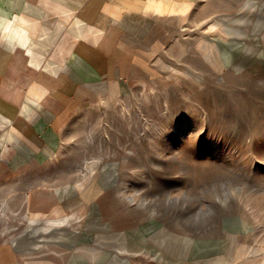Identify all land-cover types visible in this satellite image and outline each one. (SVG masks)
Instances as JSON below:
<instances>
[{
	"label": "rangeland",
	"instance_id": "1",
	"mask_svg": "<svg viewBox=\"0 0 264 264\" xmlns=\"http://www.w3.org/2000/svg\"><path fill=\"white\" fill-rule=\"evenodd\" d=\"M244 1L204 0L189 19L180 11L158 25L161 42L117 96L82 106L58 153L30 164L60 188L67 215L11 211L0 242L21 255L34 250L25 236L53 226L60 238L45 240L61 253L48 246L34 258L264 264V0ZM210 40L231 46L230 63L205 56ZM14 138L9 146L30 152ZM170 234L179 246L166 242ZM199 243L216 250L198 255ZM90 245L97 256L83 249Z\"/></svg>",
	"mask_w": 264,
	"mask_h": 264
},
{
	"label": "crops",
	"instance_id": "2",
	"mask_svg": "<svg viewBox=\"0 0 264 264\" xmlns=\"http://www.w3.org/2000/svg\"><path fill=\"white\" fill-rule=\"evenodd\" d=\"M203 2L0 0V220L24 207L36 217L67 215L60 188L30 164L58 153L82 106L117 96L161 42L158 25L180 11L189 19ZM11 138L30 152L9 146ZM19 261L14 245L0 242V264Z\"/></svg>",
	"mask_w": 264,
	"mask_h": 264
},
{
	"label": "bare ground",
	"instance_id": "3",
	"mask_svg": "<svg viewBox=\"0 0 264 264\" xmlns=\"http://www.w3.org/2000/svg\"><path fill=\"white\" fill-rule=\"evenodd\" d=\"M223 31L228 35L234 34L236 32V31H232V29L229 27H224ZM210 42L211 43L207 47L208 50L206 51L205 56L217 65H224L226 63H230L231 60L233 59L234 55H235V53L232 52V50L230 49L231 46L223 44L219 40H210ZM212 47L215 49V53H214V50L212 49ZM69 217L70 218L68 219V221L66 223L71 224L73 221V223L76 224V220L78 221V224L80 223V221L78 219H75L72 216H69ZM29 220H30V223H32L36 219L34 217H31V219H29ZM37 231L39 232L38 238H36L35 237L36 235L34 236L33 233H30V236L27 235L24 237V239H26V240L31 239L33 241L34 250L32 249V250H29L27 253H21L20 259L22 262L20 264H58L56 262L47 260L44 257L43 258H37V257L34 258L33 257V255L35 254V251H40L42 249H45L48 246H51L53 248V251H55L56 253H58V254L61 253V251H59L58 248H56L54 246V243H53L54 241L49 242V241L45 240V237H47L48 239L60 238L58 235L55 234L56 232L53 231V226L43 227L42 229L38 228ZM142 235L144 236V234H142ZM114 236H117V234H114ZM120 236L122 238V247H121V251H122L125 249L123 247L125 237L123 234H121ZM173 238H174V236L170 234L169 237L167 238L166 242L167 243L173 242V244L175 246H177V245L179 246V244H178L179 242L173 240ZM13 244H14V247L16 248V250L20 253V249L17 246V244H15V242H13ZM214 246L215 245L210 246V248H207V245L202 244V243L194 244L193 248H192V252H195L198 255L205 253L204 251L214 252L216 250V248H214ZM126 247H127V245H126ZM83 249L88 251V255L90 256V258L93 256H97L99 254L97 248L93 245H90V247H83ZM133 254H134V252H133ZM154 256L156 258L161 257L159 254L158 255L155 254ZM228 256H230V255H228Z\"/></svg>",
	"mask_w": 264,
	"mask_h": 264
}]
</instances>
